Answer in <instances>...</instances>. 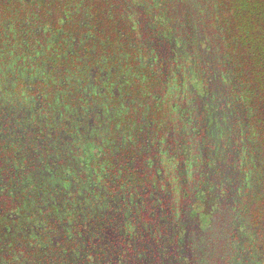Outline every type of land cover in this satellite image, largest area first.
I'll use <instances>...</instances> for the list:
<instances>
[{"label": "trees", "instance_id": "obj_1", "mask_svg": "<svg viewBox=\"0 0 264 264\" xmlns=\"http://www.w3.org/2000/svg\"><path fill=\"white\" fill-rule=\"evenodd\" d=\"M181 46L191 59L223 57L249 82L264 143V0H0V215L55 195V184L92 182L112 199H158L166 223L154 244L169 252L158 262L176 252L179 262L222 260L237 241L234 216L217 212L187 239L176 224L194 198L177 163L198 154V134L178 105H152L167 101L155 93L165 79L179 94ZM109 72L126 78L128 105H89V85L108 88ZM245 204L260 230L264 193Z\"/></svg>", "mask_w": 264, "mask_h": 264}, {"label": "flooded vegetation", "instance_id": "obj_2", "mask_svg": "<svg viewBox=\"0 0 264 264\" xmlns=\"http://www.w3.org/2000/svg\"><path fill=\"white\" fill-rule=\"evenodd\" d=\"M182 48L179 50L188 63V72L181 78L179 94L175 97L173 85L165 89L171 78L165 79L164 86L155 93H166L167 101L152 104L178 105L186 122L198 134V154L188 153L177 163L181 164L179 172L193 179L190 187L194 189V198L183 203L182 219L176 224L187 231L183 235L187 239L192 229L205 233L202 228L212 222L217 212L223 211V222L234 216L237 241L214 264H251L250 259L241 262V257L245 255L244 249L261 242V230L257 229L255 235L253 229L250 237L241 241L240 221L246 218L254 225L252 208L245 204L250 190L244 188L243 182L259 167L260 160L264 164V143L255 126L249 82L237 72L223 69V57L203 59L197 55L191 59ZM197 49L201 51L200 44ZM206 52L207 46L202 54ZM111 72L104 73L108 88L97 86L98 82L89 85L87 96L93 101L89 105H128L126 78L114 80L108 76ZM139 80L143 83L142 78ZM142 102L138 105L146 104ZM34 104L38 103L31 100L30 105ZM197 166L202 168L198 176L193 172ZM55 187V195L28 201L25 216L29 221L32 218V222L18 225L22 232L15 234L12 229L15 214L21 215L24 207L0 215V264H198L175 260L178 252L172 260L158 262V255L164 259L169 252L154 244L159 225L166 223L164 210L154 196L112 199L92 182L74 184L73 180L67 186ZM244 243L247 246H240Z\"/></svg>", "mask_w": 264, "mask_h": 264}, {"label": "rangeland", "instance_id": "obj_3", "mask_svg": "<svg viewBox=\"0 0 264 264\" xmlns=\"http://www.w3.org/2000/svg\"><path fill=\"white\" fill-rule=\"evenodd\" d=\"M5 74V73H4ZM17 78L16 74L13 73V75H11V77L9 79H7L5 82H8L10 80V82L15 81ZM262 159V157H261ZM264 160V157H263ZM259 167L255 169V171L253 173H250L248 176L245 177V182L244 183V188L247 190H250V194L251 195H259V194H263L264 193V164L263 162L260 160V163L257 164ZM258 169V170H257ZM70 184V182H69ZM60 186H67L65 184H60ZM246 190V191H247ZM36 206H39V203H35ZM27 206L28 204L24 207V209L20 212L21 215L19 214H15V216L17 217L16 219V223H14V229L13 232L15 234H17L18 232H22V228L19 227L18 225L21 224H25L28 222H32V218L31 221H29V219H27V217L25 216L28 212H27ZM39 209V208H37ZM240 226H239V234L242 235L243 238H241V241H245L247 238L250 237L251 231L254 229V233L255 231L258 229V227L254 226L253 227L248 223L247 219H243L240 221ZM33 225H32V229H33ZM260 230L263 232H261L264 235V219L263 222H261V224L259 225ZM24 232V231H23ZM25 232H28L27 230ZM256 235V233H255ZM243 239V240H242ZM240 246H247L245 243L240 245ZM245 251V255H243L241 257V262H244L245 259H250V261H248L251 264H264V249L262 247V245L258 242L257 244H255V246L253 248H247L244 249Z\"/></svg>", "mask_w": 264, "mask_h": 264}]
</instances>
